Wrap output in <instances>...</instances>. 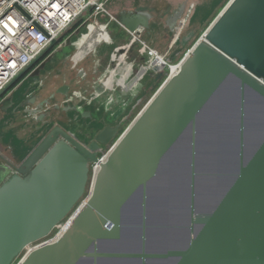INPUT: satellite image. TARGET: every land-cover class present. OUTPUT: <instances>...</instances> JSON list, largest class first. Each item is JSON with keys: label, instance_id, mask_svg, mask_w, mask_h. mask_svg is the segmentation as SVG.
<instances>
[{"label": "water", "instance_id": "1", "mask_svg": "<svg viewBox=\"0 0 264 264\" xmlns=\"http://www.w3.org/2000/svg\"><path fill=\"white\" fill-rule=\"evenodd\" d=\"M151 19L145 10L114 18L132 46ZM40 59L1 93L0 109L14 105L4 93L24 74H40ZM75 135L54 125L0 182V264L52 234L90 178L70 227L18 264H264V0H229L121 134L103 121L89 143ZM116 137L92 179L101 146Z\"/></svg>", "mask_w": 264, "mask_h": 264}, {"label": "rangeland", "instance_id": "2", "mask_svg": "<svg viewBox=\"0 0 264 264\" xmlns=\"http://www.w3.org/2000/svg\"><path fill=\"white\" fill-rule=\"evenodd\" d=\"M136 1L137 4L141 3L143 4L144 7L146 6V7L154 8L156 5H159L160 9L164 10L162 12V15L164 16L167 15L168 11L173 10V12L175 13L176 10H179L181 7H183L181 6L182 4L185 5L186 11H184L181 17L175 19L176 23L174 24V26L176 27L173 28L174 30L169 32L170 34L169 37L167 38V41H165V43L162 44L161 47V50L167 53V59L172 64L176 63L177 61H180L181 58H183V56H185L188 53V51L191 49L194 43L200 39L204 31L210 26V24L215 20V18L218 16L221 10L229 2V0H220L218 3H214L215 0H136ZM136 3L134 2V4ZM166 4H168L169 6L166 7ZM108 15H109L108 13H103V12L99 14L87 12L79 22L73 25L66 32V34H64L61 37V39L57 42L56 45H64V47L57 54L56 62L52 68L55 69V65L65 57H67V60H65L64 65H61L62 67L57 66L58 67L57 71L58 73H60V75L59 77L54 78L53 80L59 82V80L63 78L64 74L68 77V79L74 77V73L76 72L75 70L78 69V66L71 67L74 63L72 62L73 60L83 62L81 63V65L86 67H88L91 64L93 68L95 64V61H93V59H95L96 58L95 55H97L99 57L100 73L106 72V69H109V67H111V69L113 70V71H108L109 76L108 79H106L107 84L100 87L97 86L96 88L89 90L86 88L88 82L85 81L84 85L81 84L75 87L76 90L70 95L72 97L70 101L72 102V104L75 105L76 111L78 112L89 111L91 113V116L95 120L101 117H108L109 121H112L115 124L120 123L121 130L123 132L131 124V122L139 115V113L143 110L145 105L153 97L155 92L163 83L162 80L164 77L158 79L157 83L155 81H149V80L147 81L146 77L148 76V78L150 77L154 79L155 77H158L160 75L161 71L165 72L167 68L161 65L154 66V64H152L153 58H151V56L148 55L147 49H145L141 43L134 44L131 47L132 51H128L126 55L124 53L123 54L124 56H120V54L117 51H114V48L128 46L129 42H131L132 39L122 28H120L117 25L116 22H114L112 19L110 20V17ZM183 16L185 22L183 24V27H182V23L180 24V27L178 28V32L180 33H178L176 31L177 30L176 28L177 26H179V23L182 21ZM99 39H100V43L98 46L99 52L97 53L96 50L94 49L96 47H94L93 42L97 44ZM109 42L110 45L107 48L104 47L105 44L107 45L109 44ZM146 42L151 48L154 49V44L153 45L150 44L147 40ZM69 60L71 61L70 64H69ZM112 63H115V67H112ZM155 67H157V69H155ZM50 71L53 70H51L50 68L45 72L44 76L42 77L43 79L46 80L47 85L50 82H53V80H51V77L54 75H51ZM30 74L31 71H29V74L27 75ZM89 78H90V74H89ZM42 80L38 81L39 84L43 82ZM143 81H144V85H142ZM31 83L32 81H29L28 84L25 86V88H23L22 91L16 95V98L21 97V94L27 88L30 87ZM126 83L129 87L128 91L121 92L123 91V85H125ZM78 87L80 88L78 89ZM46 89L47 88H43V90H40L39 92L41 94L42 93L46 94L44 92L46 91ZM17 90H18V86L8 91L6 96H12L14 98V94ZM83 90L85 92H88V94L85 95V93L82 92ZM79 91L82 92L80 93L82 96L78 95ZM39 92L30 89L28 92L23 93L22 100H20L17 103V106L22 107V105L26 104L31 98L33 97L37 98V93ZM47 97L44 98L47 99ZM65 100L66 99L63 98L59 104L56 102H51L47 104L46 107L43 108L41 111H47L54 107H58L64 104ZM8 117L13 119V121H17V122L20 121L19 120L20 118H16L15 116L12 115H7L5 116V118L4 117L0 118V126L3 125L2 124L3 120H5ZM58 118H62L63 120L66 117L62 113L61 115L54 113L52 114L50 121L51 120L56 121V119ZM11 123L12 121H10L9 119L8 122L5 124L7 125V127H9ZM46 123L47 122H45V124ZM48 126L49 125H47V127ZM41 129L45 130V128H41ZM4 137L5 135L0 132V142L2 144L6 143L4 142ZM4 162L5 161L3 159H0V168ZM90 188H91V178L87 185L85 194L83 198L79 201L77 206H79V204L89 195ZM57 230L58 227L48 237L30 245L14 260L12 264H18V262L24 257V255L31 247L37 246L45 242L46 240L52 238L57 232Z\"/></svg>", "mask_w": 264, "mask_h": 264}, {"label": "built area", "instance_id": "3", "mask_svg": "<svg viewBox=\"0 0 264 264\" xmlns=\"http://www.w3.org/2000/svg\"><path fill=\"white\" fill-rule=\"evenodd\" d=\"M108 1L0 0V95L16 77L45 53L53 41L58 42L73 25L79 22L85 13L110 14L106 9ZM134 39L128 46H125L126 51L132 47L131 43ZM138 43L147 49L148 55L153 58L154 66L161 65L167 68L164 72L163 82L173 75L172 65H179L189 53L188 51L180 61L172 64L167 59V53H160L155 48H151L145 39H140ZM118 49L116 48L117 52ZM109 70L113 71L111 67ZM80 93L82 92L79 91L78 95L82 96ZM71 98L69 96L67 101L70 102ZM116 142L117 138L101 149L99 160L91 165L92 179L100 170L101 163L108 159ZM87 198L88 196L58 226L55 235L41 244L50 243L60 238L70 227Z\"/></svg>", "mask_w": 264, "mask_h": 264}, {"label": "crops", "instance_id": "4", "mask_svg": "<svg viewBox=\"0 0 264 264\" xmlns=\"http://www.w3.org/2000/svg\"><path fill=\"white\" fill-rule=\"evenodd\" d=\"M136 3V0H110L106 4V9L110 13L108 16L110 17V20L112 19L114 22H116L113 18H116L117 15L122 11V10H130V11H138V10H145L149 11L152 15L151 19V32L147 31L144 34V39L147 40L150 44H154V48L159 51L160 53H164L161 50L162 44L167 41V38L169 37V32L171 31L170 29V22L173 23L172 21L176 18V13L178 10L175 11V13L172 11H168L167 15H162V12L164 10H161L159 5H156L154 8L152 7H144L143 4H134ZM176 4V3H174ZM173 4V5H174ZM169 5L166 4V7ZM184 6L185 5H181ZM171 8V7H170ZM175 9V7H174ZM174 14H173V13ZM162 16V17H161ZM104 17V16H101ZM113 17V18H112ZM117 23V22H116ZM117 25L121 28V26L117 23ZM128 34V33H127ZM129 35V34H128ZM130 36V35H129ZM131 37V36H130ZM117 38V37H116ZM130 44V42H129ZM129 51V50H128ZM124 52L125 55L127 52ZM120 54V56H124L123 54ZM96 60L93 59L98 64L99 57L96 55ZM92 61V62H93ZM76 63H73V66H75ZM80 71L82 70L81 77L79 76L76 78V82H79L81 80H88L90 79L87 77V75L91 72L92 66L91 64L86 67H78ZM109 69H106V72H101L95 76V78H91V80L88 82L87 89H94L96 86H103L107 84L108 76H109ZM104 73V74H103ZM102 74V75H101ZM106 81V82H105ZM69 79L68 77L64 74L63 78L59 80V82L53 81L50 82L44 93H37V98H35L34 102L31 105H24V107H19L16 104L22 100L23 94H21V97H17L16 95L18 92L16 91L14 94V100H16V104L13 105V107H10L7 111L0 109V118L7 116V115H12L15 116L16 118H20L19 122L13 121L11 118H6L3 120V125L0 126V132L5 135L4 137V142L5 144H2L0 142V159H3L5 162L1 165L0 168V182L5 179L12 171L14 166H18L21 161L29 154V152L37 145L38 141L41 139V136L43 134V129L42 124L39 121H35L32 116L28 115V111H33V109H38L39 112H36L39 114L41 112V104L45 100L44 97H50L51 93H54L58 87L64 83H68ZM92 85H95L92 87ZM127 87V83L123 85V89ZM127 87L126 89H128ZM79 89V88H78ZM43 90V88L41 89ZM73 91L76 89H72ZM85 95L88 94V92H84ZM44 94V95H43ZM47 97V98H48ZM64 97L62 95H57L56 96V103H60L61 100ZM26 108V109H25ZM63 110L68 111L69 109H66L65 107H61ZM15 109L19 110V114L14 113ZM64 111V112H65ZM36 113H32L33 115H36ZM12 121L11 125L7 127L5 123L8 122V120ZM79 120V119H78ZM83 122V121H82ZM5 124V125H4ZM6 126V127H5ZM31 126V128H30ZM30 128V129H29ZM42 130V131H41ZM42 133V134H40ZM8 145V146H7Z\"/></svg>", "mask_w": 264, "mask_h": 264}, {"label": "flooded vegetation", "instance_id": "5", "mask_svg": "<svg viewBox=\"0 0 264 264\" xmlns=\"http://www.w3.org/2000/svg\"><path fill=\"white\" fill-rule=\"evenodd\" d=\"M127 33V32H126ZM92 43V42H91ZM99 43H100V39H99V41H98V43L97 44H95V42H93V44H94V47H96V48H94L95 50H96V52L98 53L99 52ZM56 45V44H55ZM53 45V46H50L49 48H48V50L47 51H45V53H43L42 54V56H41V59L38 61V63L34 66V67H37V66H39L42 62H46L45 63V66H44V68L41 70V72H40V74L38 75V76H30V75H27V74H29V73H26V74H24L21 78H20V80H19V82L14 86V87H16V86H18V90H17V92L18 93H20L21 91H22V89L23 88H25V86L28 84V82L29 81H32V83H31V85H30V87L29 88H27L23 93H26V92H28L30 89L31 90H33V91H40L42 88H45L46 86H47V82H46V80L45 79H43L42 77L44 76V74H45V72L47 71V70H49L50 68H51V70H53V71H50L51 72V75H54V76H52L51 77V80H53L54 78H57V77H59V75H60V73H58V71H57V68L58 67H60L61 65H64L65 64V60H67V57H65L64 59H62L61 61H59L56 65H55V69L54 68H52L53 66H54V64H55V62H56V59H57V54L60 52V50L64 47V45ZM110 45V42H109V44H105V46L104 47H108ZM88 51V50H87ZM114 51H117L116 50V48H114ZM86 52V51H85ZM75 53V52H74ZM73 53V54H74ZM96 56V55H95ZM95 58V57H94ZM71 60H73V59H71ZM70 60H69V64H70ZM72 62H74V64L76 63V65L75 66H71V67H76V66H80V67H83V65H81V63H83V62H80V61H77V60H73ZM58 66V67H57ZM62 67V66H61ZM34 68H32V70H33ZM32 70H30V71H32ZM76 72L74 73V77H71L70 79H69V81H70V84H71V89H70V94H69V96L71 95V93H73L74 91L72 90V89H75V87H77L78 85H84V82L85 81H87V82H89L90 80H91V78H95V76L97 75V74H99L100 73V65H99V61H98V64L95 62V64H94V66H93V68L91 69V72L89 73L90 74V79H88V80H86V79H84V80H81V81H79V82H76V78H78V73H79V71H80V69L78 68V69H76L75 70ZM95 71H96V73H95ZM89 74L87 75V77H89ZM43 79V80H42ZM144 79V78H143ZM146 79H147V81L149 80V81H155L156 83L158 82V80H157V77H155L154 79L153 78H148V76L146 77ZM40 80H42L43 82L41 83V84H39V82L38 81H40ZM54 81V80H53ZM141 81V80H140ZM145 81V80H144ZM144 81H143V83H142V85H144ZM33 83H35V84H33ZM61 86V85H60ZM59 86V87H60ZM13 87V88H14ZM58 87V88H59ZM92 87H94L93 85H92ZM127 87H128V85H127ZM127 87H125L124 89H123V91H121V92H124V91H128V89H126ZM12 88V89H13ZM38 88V89H37ZM78 88H80V87H78ZM81 92V91H80ZM83 93L85 92L84 90L82 91ZM22 93V94H23ZM68 96V97H69ZM64 97V96H63ZM68 97H64L66 100H65V102H64V104H62V105H60V106H58V107H54V108H52V109H50V110H47V111H41L39 114H37V115H33L32 114V112H31V110L30 111H28V115H30V116H32L33 117V119L35 120V121H39L41 124H42V128H45L46 129V127H47V125H52V127L55 125L54 124V121H50V119H51V117H52V115L51 116H48V115H43V113H47V112H50V111H54V110H56V109H59V108H61V107H63V106H65V105H67V104H71L72 102L70 101V102H68L67 101V98ZM34 100H35V97H33V98H31L26 104H23L22 106L24 107V105H30V104H32L33 102H34ZM46 100V99H45ZM44 100V101H45ZM47 100L49 101L48 102V104L49 103H51V102H55V100H56V98L55 99H51L50 97H48L47 98ZM44 101L42 102V103H44ZM14 104H16V100H14ZM17 105V104H16ZM43 104H41V106H40V108L41 109H43V108H45L46 107V105L47 104H44L43 106H42ZM13 107V106H12ZM74 107H75V105H74ZM26 109V108H25ZM65 110H63V109H61L59 112H56V114H58V115H61V113L66 117L65 119H63L62 120V118H58V119H56V121H63V122H65L67 125H69V126H71L75 131L73 132L70 128V130L66 127V126H64V125H62V127L65 129V130H67V131H69V132H73V133H75L76 135V137L78 138V139H80L82 142H84V143H89L90 141H92L93 140V138H94V136H95V134L100 130V129H102V127H103V121L105 122V123H108V124H110V122H111V124L110 125H113V126H115V125H119V134L122 132V130H121V124L120 123H113L112 121H109V118L108 117H101V118H99V119H93V117L90 115V116H88V117H84L83 115H82V113H84V112H78V111H76V109L75 108H73V109H69L68 111H65ZM72 111H75V112H77V113H79L81 116H83L84 118H88L89 120H92L94 123H96V128L95 129H93V130H91L92 128H93V123H91V122H88V123H86V122H82L83 120H81V119H75V118H73L72 116H71V112ZM14 113H16V114H19V110L17 109V110H15L14 111ZM83 117H80V118H83ZM41 118V119H40ZM107 119V120H106ZM113 119V118H112ZM70 120V121H69ZM45 122H47L46 124H45ZM57 124H59V123H57ZM85 124H87V125H85ZM60 125V124H59ZM46 126V127H45ZM79 126V127H78ZM51 127V128H52ZM50 128V129H51ZM90 128V129H89ZM87 129V130H86ZM90 131H95V133L93 134V136H89V132ZM42 139V138H41ZM40 139V140H41ZM39 140V141H40ZM38 141V142H39ZM102 148L104 147V145H102L101 146Z\"/></svg>", "mask_w": 264, "mask_h": 264}, {"label": "bare ground", "instance_id": "6", "mask_svg": "<svg viewBox=\"0 0 264 264\" xmlns=\"http://www.w3.org/2000/svg\"><path fill=\"white\" fill-rule=\"evenodd\" d=\"M98 36V35H97ZM104 36V35H103ZM203 39H204V36L202 37ZM96 59V58H95ZM113 60V59H112ZM116 63V62H115ZM114 63V64H115ZM109 64V63H108ZM172 70H173V74H176L178 71H179V69H180V64L179 65H172ZM114 69V68H113ZM133 73V72H132ZM145 79V78H144ZM106 82V81H105ZM118 88V87H117ZM134 88V87H133ZM133 88H131V89H133ZM130 89V90H131ZM94 92V91H93ZM109 92V91H108ZM141 92V91H140ZM104 93V92H103ZM118 93V92H117ZM127 93V92H126ZM106 95H107V93H106ZM99 96H100V94H99ZM103 97V96H102ZM97 98V97H96ZM127 98V97H126ZM86 99V98H85ZM100 99V98H99ZM94 100V99H93ZM96 101V100H95ZM100 101V100H99ZM117 105V104H116ZM90 106V105H89ZM114 106H115V104H114ZM63 107H65L66 109H73V108H71V107H74V104H67V105H65V106H63ZM127 108V107H126ZM62 108H59V109H56V110H54V111H50V112H47V113H43V115H48V116H51L52 114H54V113H56V112H59L60 110H61ZM122 109V108H121ZM108 111V110H107ZM106 111V112H107ZM71 116L73 117V118H75V119H81V120H83V122H86V123H88V122H91V123H93V128L91 129V130H93V129H95L96 128V123H94L92 120H89L88 118H84L83 116H81L79 113H77V112H75V111H72L71 112ZM80 117H83V118H80ZM41 119V118H40ZM107 120V119H106ZM70 121V120H69ZM133 122V121H132ZM131 122V123H132ZM57 123H59L61 126L62 125H64V126H66L68 129L70 128L73 132L75 131L71 126H69V125H67L65 122H63L62 120H61V122H59V121H54V124L56 125ZM110 124H111V122H110ZM85 125H87V124H85ZM131 125V124H130ZM129 125V126H130ZM63 126V127H64ZM52 127V125H50V126H48L45 130H43V134H42V136H41V138H43L48 132H49V130H50V128ZM79 127V126H78ZM69 129V130H70ZM90 129V128H89ZM70 130V131H71ZM87 130V129H86ZM95 133V131H90L89 132V136H93V134Z\"/></svg>", "mask_w": 264, "mask_h": 264}, {"label": "trees", "instance_id": "7", "mask_svg": "<svg viewBox=\"0 0 264 264\" xmlns=\"http://www.w3.org/2000/svg\"><path fill=\"white\" fill-rule=\"evenodd\" d=\"M220 0H215L214 1V3H218ZM20 80V79H19ZM19 80L13 85V86H11L4 94H7L8 93V91H10L18 82H19ZM163 81V80H162Z\"/></svg>", "mask_w": 264, "mask_h": 264}]
</instances>
